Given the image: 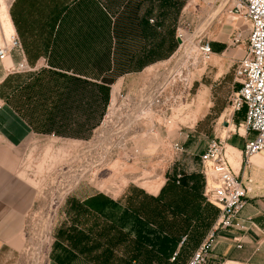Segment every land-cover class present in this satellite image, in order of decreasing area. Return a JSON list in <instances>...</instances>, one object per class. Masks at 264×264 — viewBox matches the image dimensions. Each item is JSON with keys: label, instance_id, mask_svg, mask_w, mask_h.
Returning a JSON list of instances; mask_svg holds the SVG:
<instances>
[{"label": "rangeland", "instance_id": "rangeland-1", "mask_svg": "<svg viewBox=\"0 0 264 264\" xmlns=\"http://www.w3.org/2000/svg\"><path fill=\"white\" fill-rule=\"evenodd\" d=\"M103 2L116 14L115 33L136 31L127 49L148 57L149 69L116 79L119 61L96 83L42 60L32 72L5 76L11 61L0 63V161L36 190L23 248L1 255L0 264L189 262L218 217L205 202L199 164L214 135H229L230 167L256 181L244 208L264 209V163L255 167L241 153L254 134L237 133L244 111L229 113L246 44L242 19L229 13L232 0ZM124 6L129 10L119 14ZM33 8L31 0H0V38L31 35ZM207 42L213 55L204 60L199 47ZM11 56L22 61L19 51ZM124 56L108 55V63ZM101 198L117 204L123 220L109 222L89 209ZM164 238L180 251L176 262L157 250Z\"/></svg>", "mask_w": 264, "mask_h": 264}, {"label": "crops", "instance_id": "crops-1", "mask_svg": "<svg viewBox=\"0 0 264 264\" xmlns=\"http://www.w3.org/2000/svg\"><path fill=\"white\" fill-rule=\"evenodd\" d=\"M31 1L34 6L33 13L29 16L32 34H20L18 38L21 57L29 72L39 68L42 60L50 70L101 83L106 74L112 72V67L114 69V63L119 61L123 71L116 79L138 74L153 64L148 57H138V50L127 49L128 42L135 43L138 39L137 33L131 31L133 35L130 33L124 37L115 33L116 14L109 5L104 4V0ZM19 2L22 4L25 0ZM127 7L124 6L119 14H126L129 10ZM114 54H126V60L111 58L110 65L107 57ZM28 57L32 58V63ZM7 61H11L13 66L18 64H14L12 57ZM5 73V76L10 75L6 70ZM102 83L106 85L105 82ZM228 131V127H224V132ZM214 137L225 140L229 161V135ZM246 179L251 181V191L248 193V198H251L256 181L252 177H245L244 183ZM35 198V188L0 161V256L6 252L22 250L24 242L21 236L25 215ZM240 225H243V230L239 229ZM185 263L188 264L187 261ZM205 264H264V209L248 204L233 220L231 228L216 230L210 241Z\"/></svg>", "mask_w": 264, "mask_h": 264}, {"label": "built area", "instance_id": "built-area-1", "mask_svg": "<svg viewBox=\"0 0 264 264\" xmlns=\"http://www.w3.org/2000/svg\"><path fill=\"white\" fill-rule=\"evenodd\" d=\"M229 13L242 19L246 27V44L234 70L237 90L232 97L230 109L231 113L244 111L240 124L244 134L240 136L254 134L252 139L244 143V156L248 158L253 154L264 155V0H232ZM13 51L22 54L18 37L14 34L10 40H6L4 36L0 38V63L10 60ZM199 51L204 60H209L213 55L208 42L201 45ZM6 71L13 74L30 70L22 59L17 65L9 66ZM228 122L226 120L225 123L228 125ZM224 142L222 138L213 137L199 155L200 173L205 182V202L218 211V218L214 230L194 252L188 264L206 263L215 231L233 226V220L244 209L251 191L250 179H246L244 183L230 167ZM174 148L176 151L180 150L178 144ZM243 228L240 225L239 229ZM176 254L177 252L169 261H174Z\"/></svg>", "mask_w": 264, "mask_h": 264}, {"label": "trees", "instance_id": "trees-1", "mask_svg": "<svg viewBox=\"0 0 264 264\" xmlns=\"http://www.w3.org/2000/svg\"><path fill=\"white\" fill-rule=\"evenodd\" d=\"M143 24L146 26L145 23H143ZM26 73H29V72H25V73H13V74H10L9 76L16 75V74H26ZM73 78H76V77H73ZM78 79H80V78H78ZM105 83H106V85L109 84L107 82H105ZM70 97L71 96H68V98H70ZM109 100L107 101L106 108H107V106L109 104ZM106 108L104 110V113L106 111ZM104 113L102 114V117H103ZM174 189H177V188H175L174 186H172L170 188V192H173ZM182 190L183 189L179 190L180 193L183 192ZM164 192H165V189H162L161 195H163ZM90 207H89V209L91 211L98 213L100 216H102L103 218H105L109 222H113L114 223V222H117L118 220H123V218L126 216V214H125L124 211H122L120 213V208H119V206L117 204L113 203L112 201H110L108 199L101 198L99 200H95ZM140 232H141V230H140ZM140 232H139V235H141ZM143 238H147V237L144 236ZM186 239H187V237L181 243V246L184 245ZM167 244H171V246L170 247H167ZM175 246L176 245L173 244V242H170V241H168L167 239L164 238V239H162V240L159 241V244L157 245V250L164 257H168L170 259L172 257V255L176 252ZM179 253H180V251H177V254L175 256V259H174V261H172V263L173 262H176L178 260Z\"/></svg>", "mask_w": 264, "mask_h": 264}, {"label": "bare ground", "instance_id": "bare-ground-1", "mask_svg": "<svg viewBox=\"0 0 264 264\" xmlns=\"http://www.w3.org/2000/svg\"><path fill=\"white\" fill-rule=\"evenodd\" d=\"M10 31V30H9ZM9 31H5V33H7V34H9ZM9 36V35H8ZM6 40H8V39H6ZM7 63H8V61H7ZM232 112V110L230 109V112L229 113H231ZM228 113V112H227ZM230 123L228 122V125H229ZM125 125V124H124ZM226 126V128L228 127V129H231L232 128V126H231V124L229 125V126ZM224 130V129H223ZM237 133L239 134V135H243L244 134V131H243V129L241 128V127H239V128H237ZM120 145V144H119ZM118 146V145H117ZM249 162H250V164H252L253 166H255V167H261V165L264 163V156H262L261 154H253V155H251L250 156V158H249ZM156 186V185H155ZM148 187V186H147ZM148 188H150V187H148ZM154 188H152L151 189V191L152 192H154Z\"/></svg>", "mask_w": 264, "mask_h": 264}, {"label": "water", "instance_id": "water-1", "mask_svg": "<svg viewBox=\"0 0 264 264\" xmlns=\"http://www.w3.org/2000/svg\"><path fill=\"white\" fill-rule=\"evenodd\" d=\"M223 126L226 127L227 126V123H224Z\"/></svg>", "mask_w": 264, "mask_h": 264}]
</instances>
